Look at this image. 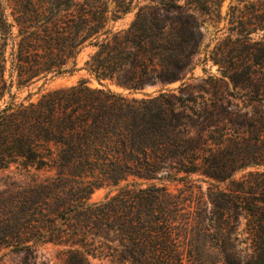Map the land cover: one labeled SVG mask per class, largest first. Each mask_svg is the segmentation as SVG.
Segmentation results:
<instances>
[{"label":"trees","instance_id":"16d2710c","mask_svg":"<svg viewBox=\"0 0 264 264\" xmlns=\"http://www.w3.org/2000/svg\"><path fill=\"white\" fill-rule=\"evenodd\" d=\"M108 1L0 0V98L7 63L9 85L24 86L40 74L47 81L72 73L86 47L93 50L83 69L98 84L81 78L0 110V169L19 162L54 170L0 193V251L31 254L51 244L62 247L59 264H91L97 253L128 264H264V112L201 106L185 83L178 92L164 88L191 72L202 39L195 13H210L219 1L143 0L120 30L106 27ZM13 30L19 41L6 56ZM250 74L245 80L257 81ZM221 76L216 81L235 85L239 75L231 67ZM153 86V94L135 95ZM233 116L244 117L242 130ZM191 175L208 183L205 191ZM121 181L113 195L87 201L95 188ZM163 181L183 188L172 192ZM180 232L218 245L208 253L186 249ZM115 240L109 251L105 243Z\"/></svg>","mask_w":264,"mask_h":264},{"label":"rangeland","instance_id":"374dc122","mask_svg":"<svg viewBox=\"0 0 264 264\" xmlns=\"http://www.w3.org/2000/svg\"><path fill=\"white\" fill-rule=\"evenodd\" d=\"M4 1V0H3ZM213 2L219 1L220 7L212 6L210 13L196 12L195 16L199 23H201L202 39L199 46V51L193 58V67L191 72L187 75V78L183 81H176L174 83L166 85L165 89L174 90L178 92L182 83L188 85L186 91L192 96H195L197 102L201 106H222L223 109L231 112L237 110L240 115L244 111H251V108L256 113L264 112V0H211ZM128 7V11L121 12L117 5L109 0L107 4L108 9V21L106 27L112 30H120L126 28L132 19L139 6L146 4L143 0H120ZM10 8H6L5 13L9 15ZM114 16H118L114 18ZM258 27L246 36V30ZM12 40L8 41L5 55L8 56L13 43L16 49V43L19 38L12 31ZM92 47H86L76 58L75 70L72 73H64L62 75L53 76L49 80L44 81L42 74L36 77L33 82L24 86H10L9 85V73L11 72L10 65L7 63L4 78L6 84L2 86L1 91L3 96L0 98V110L9 103H23L27 104L29 101H35L40 93L45 90L54 88L69 86L77 83L81 78L89 79L88 84L91 86H97L98 84L89 78L86 74L84 67V61L88 55L92 52ZM212 58L219 59V63H214ZM231 67L237 69V77L235 85L229 81H216L222 80L221 73L228 71ZM251 73L253 79L257 81L245 80V76ZM14 78V77H13ZM259 89L262 94V103H258L255 97V89ZM159 89V86H153L145 89L141 93L135 95L141 96L144 93L153 94L155 90ZM219 89L222 91V95L219 100L211 96L212 92ZM250 95L253 97L250 98ZM239 131L243 129V116H233ZM222 128L229 127L224 123H221ZM254 168L248 167L243 171L235 174V178H239L247 171ZM54 175V170H35L33 166L21 164L19 162H13L6 166V168L0 169V193L14 192L24 188L26 185L37 182L46 177ZM91 179V178H88ZM189 180L197 185L201 186L203 191L208 187L207 182L199 181L196 175H191ZM124 181L119 182L116 186L110 184H104L95 188L92 193L87 197L89 203L100 202L106 196L113 195L124 184ZM167 188L172 192H178L179 188H183V184L180 182H168L163 181ZM220 187H225V183H214ZM209 207V205H208ZM209 209V208H208ZM207 209V210H208ZM231 223H236L231 219ZM245 219L239 217L237 220L238 229L236 235L240 241H243L245 231ZM186 234L183 232L178 233L177 241L179 246H183L186 249H199L208 253L210 249H215L218 245L214 238L203 237V239L197 241L195 237H189L186 240ZM110 239L115 238L116 235L110 234ZM188 238V237H187ZM118 241L106 242L105 246L109 245V251L115 248ZM178 245V243H176ZM243 248L240 243L237 247ZM242 246V247H241ZM88 249L90 246L87 247ZM239 248V249H240ZM62 249L60 246L46 244L39 247L31 254L24 252H10L8 249L0 251V264H59L58 251ZM107 250V249H106ZM105 250V251H106ZM243 255V254H242ZM91 264H128L113 256H104L95 254L94 257L89 256ZM186 263V262H185ZM219 264V263H215Z\"/></svg>","mask_w":264,"mask_h":264}]
</instances>
